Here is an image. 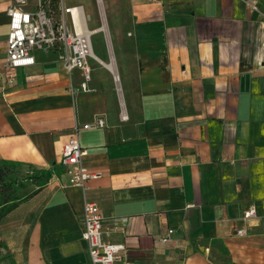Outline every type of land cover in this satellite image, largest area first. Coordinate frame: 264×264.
<instances>
[{"label": "crops", "instance_id": "0c3cea01", "mask_svg": "<svg viewBox=\"0 0 264 264\" xmlns=\"http://www.w3.org/2000/svg\"><path fill=\"white\" fill-rule=\"evenodd\" d=\"M13 2L0 0V160L49 172L23 179L0 223L15 264H92L85 200L105 239L139 264H264V0H127L123 85L115 55L98 60L119 76L109 110L71 94L55 51H36L6 83ZM76 125L84 163L100 173L85 190L60 163Z\"/></svg>", "mask_w": 264, "mask_h": 264}, {"label": "built area", "instance_id": "2783aa9c", "mask_svg": "<svg viewBox=\"0 0 264 264\" xmlns=\"http://www.w3.org/2000/svg\"><path fill=\"white\" fill-rule=\"evenodd\" d=\"M13 1L8 9L6 83L14 82L17 68L36 63V51L46 53L55 51L57 59L70 74L71 94L75 96L94 91L91 86L93 68L90 60L93 58L98 61L99 57L93 50V33L88 26L89 17L83 5H68L66 0H36L35 8L29 10L26 8L29 0ZM246 1L251 9L256 8L257 0ZM76 70L80 72L78 81L73 76ZM97 124L102 127L106 122L99 119ZM79 127L75 126V133L63 145L60 163L69 176V183L85 190L88 179L98 177L100 173L89 169L84 163V157L88 152L80 142ZM82 127L87 129L89 124ZM256 216L255 206L244 212L246 219ZM173 233L174 230L169 229L162 236V241H170ZM238 233L245 234L246 230L240 229ZM105 235L104 216L98 204L85 200L82 237L88 244L92 264H139L125 256L124 243L106 240Z\"/></svg>", "mask_w": 264, "mask_h": 264}, {"label": "rangeland", "instance_id": "374dc122", "mask_svg": "<svg viewBox=\"0 0 264 264\" xmlns=\"http://www.w3.org/2000/svg\"><path fill=\"white\" fill-rule=\"evenodd\" d=\"M34 0H30L32 4ZM67 4L77 5L83 4L85 13L88 15V26L90 29H98L103 24L106 25V31L97 30L92 35V43L94 53L104 61H109L110 54L115 55L117 68L120 74L118 83L123 85L124 69L122 64V46L130 51L132 44L120 42V36L124 34L126 24L128 22L129 13L127 10V0H66ZM101 6V7H100ZM101 13L106 21L102 22ZM102 23V24H101ZM116 24L118 25L116 32ZM113 41V47H112ZM109 42V43H108ZM110 44V46H109ZM122 45V46H121ZM114 49V50H113ZM90 65L93 68V80L91 86L95 89L86 95L90 100L96 102L99 109L113 108V93L112 87L116 84L113 73L108 71L100 62L95 59L90 60ZM29 175L28 171L21 169L18 173L20 178L26 179ZM5 241L0 234V264H12L9 252L6 250Z\"/></svg>", "mask_w": 264, "mask_h": 264}, {"label": "trees", "instance_id": "16d2710c", "mask_svg": "<svg viewBox=\"0 0 264 264\" xmlns=\"http://www.w3.org/2000/svg\"><path fill=\"white\" fill-rule=\"evenodd\" d=\"M21 167L22 164H19L18 162L0 160V223L3 217L13 210L19 203L16 187L21 185L24 179L18 176ZM48 174L49 172L41 171L40 173L38 172L29 175L26 178L43 179ZM6 250L9 252L7 247ZM11 263L15 264V261L11 260Z\"/></svg>", "mask_w": 264, "mask_h": 264}, {"label": "bare ground", "instance_id": "6f19581e", "mask_svg": "<svg viewBox=\"0 0 264 264\" xmlns=\"http://www.w3.org/2000/svg\"><path fill=\"white\" fill-rule=\"evenodd\" d=\"M105 30L106 31V26L104 27H99L97 30ZM96 30V31H97ZM94 31L95 30H92V33H94ZM99 60V59H98ZM105 64V66H106V68L110 71V72H112L113 74H114V72H116L115 70H116V66H115V63H114V61L113 60H111L110 62H107V63H104ZM117 73V72H116ZM115 76H117V74H115ZM114 76V77H115ZM117 80H118V78L117 77H115Z\"/></svg>", "mask_w": 264, "mask_h": 264}, {"label": "water", "instance_id": "95a60500", "mask_svg": "<svg viewBox=\"0 0 264 264\" xmlns=\"http://www.w3.org/2000/svg\"><path fill=\"white\" fill-rule=\"evenodd\" d=\"M117 78L119 77V76H116Z\"/></svg>", "mask_w": 264, "mask_h": 264}]
</instances>
